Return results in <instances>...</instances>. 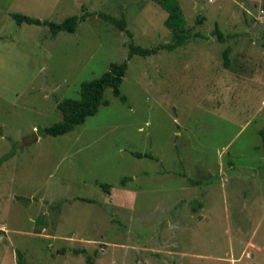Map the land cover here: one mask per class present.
<instances>
[{"label": "rangeland", "instance_id": "374dc122", "mask_svg": "<svg viewBox=\"0 0 264 264\" xmlns=\"http://www.w3.org/2000/svg\"><path fill=\"white\" fill-rule=\"evenodd\" d=\"M177 1L191 39L132 55L125 102L106 88L108 105L42 136L62 119L58 103L129 44L170 42L167 11L155 0H0V264H18L17 250L28 264H264L263 0ZM10 12L89 15L52 35Z\"/></svg>", "mask_w": 264, "mask_h": 264}, {"label": "trees", "instance_id": "16d2710c", "mask_svg": "<svg viewBox=\"0 0 264 264\" xmlns=\"http://www.w3.org/2000/svg\"><path fill=\"white\" fill-rule=\"evenodd\" d=\"M165 11H167V17L165 20L166 26L171 30V41L166 43H160L155 47L147 48L140 45L129 44V51L127 58L121 62H111L109 68L104 71L100 76L92 78L87 81H83L80 84L79 96L76 98H64L58 103V108L61 110L62 119L52 123L49 126L39 129V133L42 136L62 135L73 129L75 125L83 123L88 116L94 115L100 105H108L109 100L105 98L104 92L106 88L112 90L113 95L117 96L123 102L126 101V96L121 92L120 85L123 77L125 76L126 69L128 67V58L134 54L142 56L155 53L159 48H165L172 50L176 47L185 45L189 39L194 35L186 27V19L183 15L180 4L177 0H155ZM261 9L264 11V0L261 3ZM89 13H84L81 16L70 15L64 18L60 22H55L48 19H41L33 17L25 13L10 12V16L15 20L17 24L27 23L33 25H46L52 35H55L59 31L75 32L78 21H84ZM107 20L113 22L121 30L125 29L124 18L117 19L109 14L103 15ZM204 17H197L195 19L197 24H201ZM212 34L216 36L219 41L224 39L223 33L219 28V24H214ZM230 46H226L223 49L222 55L224 64L228 65V53ZM262 138V146L264 149V126L259 131ZM138 157L146 156L152 157L150 153H135ZM5 159V158H4ZM107 189V184H102ZM200 205V204H199ZM74 253H79L78 249H73ZM17 263L28 264L25 260L23 253L20 250L16 251Z\"/></svg>", "mask_w": 264, "mask_h": 264}, {"label": "crops", "instance_id": "0c3cea01", "mask_svg": "<svg viewBox=\"0 0 264 264\" xmlns=\"http://www.w3.org/2000/svg\"><path fill=\"white\" fill-rule=\"evenodd\" d=\"M261 7V6H260Z\"/></svg>", "mask_w": 264, "mask_h": 264}]
</instances>
